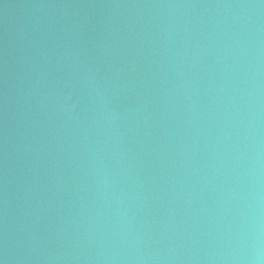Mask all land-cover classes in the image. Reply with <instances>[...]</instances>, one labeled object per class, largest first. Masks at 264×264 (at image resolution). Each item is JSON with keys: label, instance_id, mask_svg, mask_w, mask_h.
<instances>
[{"label": "water", "instance_id": "obj_1", "mask_svg": "<svg viewBox=\"0 0 264 264\" xmlns=\"http://www.w3.org/2000/svg\"><path fill=\"white\" fill-rule=\"evenodd\" d=\"M0 264H264V0H0Z\"/></svg>", "mask_w": 264, "mask_h": 264}]
</instances>
